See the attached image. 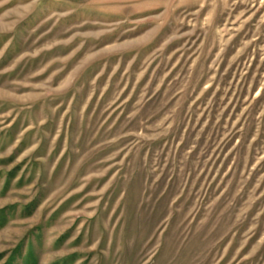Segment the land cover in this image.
<instances>
[{
    "label": "rangeland",
    "instance_id": "374dc122",
    "mask_svg": "<svg viewBox=\"0 0 264 264\" xmlns=\"http://www.w3.org/2000/svg\"><path fill=\"white\" fill-rule=\"evenodd\" d=\"M0 264H264V0H0Z\"/></svg>",
    "mask_w": 264,
    "mask_h": 264
}]
</instances>
